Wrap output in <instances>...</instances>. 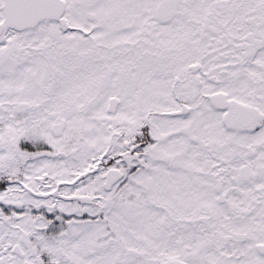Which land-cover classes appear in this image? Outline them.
<instances>
[{"label":"snow or ice","instance_id":"obj_1","mask_svg":"<svg viewBox=\"0 0 264 264\" xmlns=\"http://www.w3.org/2000/svg\"><path fill=\"white\" fill-rule=\"evenodd\" d=\"M0 264H264V0H0Z\"/></svg>","mask_w":264,"mask_h":264}]
</instances>
